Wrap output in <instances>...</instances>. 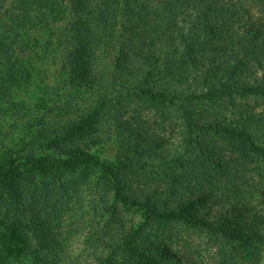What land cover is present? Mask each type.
<instances>
[{
	"label": "trees",
	"instance_id": "trees-1",
	"mask_svg": "<svg viewBox=\"0 0 264 264\" xmlns=\"http://www.w3.org/2000/svg\"><path fill=\"white\" fill-rule=\"evenodd\" d=\"M0 11V106L24 110L14 96L40 70L29 61L50 59L40 31L59 23L62 58L45 70L56 78L67 62L75 73L68 98L96 97L90 114L71 111V119L40 127L44 138L19 153L0 135L8 153L0 156V264H19L33 241L52 254L39 264H59L79 226L81 166L99 172L104 209L118 203L141 212L139 222L118 218L107 245L130 264H197L142 237L167 223L206 234L217 264H264V0H0ZM108 55L123 91L116 97L98 86ZM133 104L159 115L160 132L145 126L139 108L124 119ZM124 127L135 139L115 163L101 161L95 147ZM173 147L181 152L171 153L167 171L142 161ZM40 177L48 193L34 195Z\"/></svg>",
	"mask_w": 264,
	"mask_h": 264
},
{
	"label": "rangeland",
	"instance_id": "rangeland-1",
	"mask_svg": "<svg viewBox=\"0 0 264 264\" xmlns=\"http://www.w3.org/2000/svg\"><path fill=\"white\" fill-rule=\"evenodd\" d=\"M3 21L0 19V26ZM62 24H54L44 31H40V33L42 32V40H38V43L41 47L47 49L50 59L56 55L53 62L62 58L59 54V45L62 42L59 40V36L66 28L65 23ZM110 58L111 56L108 55L99 60V70L104 74L99 72L102 80L98 86L101 90L100 93H105L107 97H116V92L121 91L123 93V91L119 87V81L113 80L110 77ZM50 59L48 61L44 59H38L34 62L29 61L30 68H33L34 63H37L40 66V70H38L39 74L35 80L30 79L29 84L16 92V96H14V99L24 105V110L15 111L14 109L0 106V110H5L6 114L3 115L7 117L8 122V124L4 123L0 130V135H3L6 142L8 139H12L15 154L19 153V151H24L27 143L44 138V133L39 129L40 127H49L51 123H59L71 119V111H81V109L84 111L85 109V113L88 112L90 114L92 107L95 106L93 99L96 97L93 94H86L81 97V100L78 98H68L69 95L73 94L74 90L75 73L72 70L73 67L66 62V72L56 75V78L52 79L45 70L47 67H53L51 66L52 60ZM103 69H106V71L103 72ZM93 89H95L94 91H100L96 88ZM26 100L30 103H26ZM137 108H139L141 116L146 121L145 126L148 129L157 130V125L161 121H157L155 118L159 115L142 109V106L138 104L130 106L131 110L124 115V119L130 118L133 115V110ZM49 111L51 112L49 113ZM75 120V123H80L78 119ZM25 128L27 130H24ZM161 128L162 126L159 127L157 132H160ZM131 139H135L133 129H126L124 127L115 132L114 135H111L110 142H104L95 147V152L101 161L115 163L118 161V154L124 153V145H126V142H130ZM132 145L135 144L132 143ZM6 152H0V156H8ZM180 152L178 148L174 150L173 147L169 148L165 153L163 152L162 158L155 156V154L160 155L162 153L161 150L148 151L141 158L142 161L153 165V168L155 167L156 170L167 171L166 160L170 159L171 153L179 154ZM130 156L132 157L133 155L130 154ZM165 156L167 157L166 159L164 158ZM39 169H41L40 172H43V175L50 173L45 168ZM79 172L84 177L83 179H85L83 187H80L79 199L76 201L78 207H80V211H76L79 226L73 230H69L70 235L66 236V245L59 252V256L61 257L59 264H130L123 257L122 253H119L117 250L111 251L107 245L112 241L111 238L115 236L116 223H121L118 218L126 222H139L141 221V212L128 205L123 206L118 203H116L117 210L115 211L104 209L101 200L104 196L103 187H95V183L100 179L97 169L81 166ZM42 178L37 179L36 187H30L31 191L35 192L34 195L40 192L48 193L45 187H41V183H43ZM103 199L105 198L103 197ZM160 199L164 200V197ZM32 209L33 211L37 210L36 207ZM147 235H151L149 237L152 240L158 241V243L163 242L169 251L178 254L179 257L183 256L188 261H193L197 264H217L219 262V250L215 242L198 229L167 223L156 227H148L142 237ZM32 243L33 245L21 256L19 264H39L38 259L41 257L51 259V252H43L36 242L33 241ZM234 261L236 262V260ZM237 261L239 264L241 263L239 258H237Z\"/></svg>",
	"mask_w": 264,
	"mask_h": 264
}]
</instances>
